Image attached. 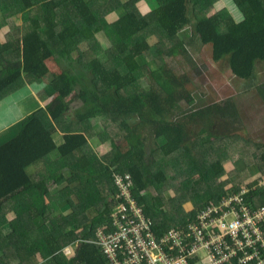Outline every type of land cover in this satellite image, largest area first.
I'll list each match as a JSON object with an SVG mask.
<instances>
[{"label": "trees", "instance_id": "1", "mask_svg": "<svg viewBox=\"0 0 264 264\" xmlns=\"http://www.w3.org/2000/svg\"><path fill=\"white\" fill-rule=\"evenodd\" d=\"M220 1L0 0V102L16 108L14 93L35 83L50 96L44 107H26L18 134L0 145V264H10L6 257L18 264H110L95 241L116 211L114 173L131 175L132 194L158 236L231 194L224 160L242 147L227 133L243 124L241 105L210 98L186 108L195 73L203 74L189 47L210 45L212 59L227 60L233 75L255 82L264 62V0H224L213 12ZM118 8L125 13L110 21ZM178 56L176 66L167 59ZM171 78L177 85L167 84ZM257 84L264 99V83ZM92 139L106 153L86 155L82 147ZM39 161L44 168L30 176ZM178 183L209 184L211 197L193 202V194V210L185 213L178 197H167ZM247 198L253 209L264 204V185ZM226 264L242 263L234 255Z\"/></svg>", "mask_w": 264, "mask_h": 264}, {"label": "built area", "instance_id": "2", "mask_svg": "<svg viewBox=\"0 0 264 264\" xmlns=\"http://www.w3.org/2000/svg\"><path fill=\"white\" fill-rule=\"evenodd\" d=\"M113 182L120 195L112 225L99 228L95 241L108 263L226 264L237 255L242 264H264V204L252 208L249 186L206 205L188 224L158 236L132 194L131 175L114 173ZM260 187L257 183L252 189ZM200 251L207 255L202 261Z\"/></svg>", "mask_w": 264, "mask_h": 264}, {"label": "rangeland", "instance_id": "3", "mask_svg": "<svg viewBox=\"0 0 264 264\" xmlns=\"http://www.w3.org/2000/svg\"><path fill=\"white\" fill-rule=\"evenodd\" d=\"M146 5L143 6V10L145 12H149L151 10V6L148 3H145ZM225 6V1L221 0L220 3H218L213 10H218ZM211 10V12H212ZM125 8H118L107 15V18L110 21H113L123 15L125 13ZM195 17H193L194 19ZM188 31H192L191 27H188ZM182 34H184V30L181 31ZM158 40L156 35L151 36L150 42L152 44L156 43ZM197 48L193 49L189 47L190 53L194 55V58L200 63L201 68L203 70V74L200 76L199 73H195V84L192 85V93L189 95L186 100L183 99L186 102V108L192 107L194 109L200 108L201 105V96H206L214 90V93L217 94L216 97H213L212 100H224V97L226 95H235L237 99V103L243 104V117L244 121L243 124L247 123L246 119H251L253 126L251 129H248V131L245 128H242L237 130V128L230 129V132L227 134L230 135V139L233 140L232 142L238 145L237 147H242L241 150H235L233 154L229 155L228 160H224L226 164H229V167L227 171H231L230 177H227V180H231L230 182H226L225 189H228L229 192H233V189H241L246 188L249 185H252L255 183V181L258 182L259 186L264 185V178H262L261 175H264V158L261 157V155L264 153V138L257 134V132L254 130L255 127H262L264 124V99H262L260 96L257 95V83L263 82L264 83V63H260V66L257 71V79L251 82H246L244 79L240 80V83L235 84L234 80H229V83L232 86L231 90L227 91V85L225 84V77L224 74L226 73L224 64L225 60L221 61H215L212 59V48L210 45H202L201 43L196 44ZM179 53H177L178 55ZM170 64L173 66H176L179 64V59H183L181 56H178L177 58H169L167 57ZM228 68V64H227ZM224 78V80H222ZM142 79V84L145 85L146 82L144 81V77ZM167 79V78H166ZM167 84H173L177 85V83L174 81V78H171V80ZM42 83H35L32 85V87L28 88L25 87L17 92L14 93L13 101L16 103H19V105L23 108H31L34 106L37 107H44L49 101L50 96L46 94V92L41 91L42 90ZM224 90V92H223ZM41 91V92H40ZM216 91V92H215ZM176 100H181L179 93H176L174 95ZM219 97V98H218ZM207 99H210L207 97ZM80 104V101L78 99H75L73 106H78ZM71 109L69 112L71 113L73 111V108L71 106ZM191 109V108H190ZM213 115L216 116L219 112L218 110L214 109L212 111ZM247 113L249 117H246ZM242 116V115H241ZM122 116L118 117V119H121ZM254 118V119H253ZM250 120V121H251ZM195 129H198L197 126H195ZM98 130H101V128L98 126ZM214 130H218V124H215ZM223 130V127L220 126L219 131ZM213 131V130H212ZM225 131H228V128L225 129ZM214 133V132H213ZM215 134V133H214ZM221 134V133H220ZM244 136V139L242 135ZM264 135V133H260ZM216 135V134H215ZM186 140H188L187 137H185ZM95 140V139H92ZM122 140V139H121ZM99 141V140H98ZM252 141V142H251ZM101 143V141H99ZM120 142V141H119ZM218 142V141H217ZM259 143H262L261 145H257ZM219 143H230V140H227L225 142H219ZM107 149L110 150L109 143L107 144ZM260 147V148H259ZM254 151L256 153H254ZM87 152L94 153V152H100V153H106V149H103L99 144L96 142L91 141L90 147L87 149ZM79 154H82L83 151H78ZM230 163H234L235 165H232ZM186 164V163H182ZM43 164H37L35 167L42 169ZM61 169L64 168V171L62 170L61 173L64 175L66 165H61ZM31 169V168H30ZM60 169V170H61ZM195 179V177H194ZM205 182V181H203ZM256 182V184H257ZM193 185V184H191ZM191 185L186 188L184 184L178 183L175 184L173 187H171L170 190L167 191V197L170 198L169 194H173L174 196L178 197L179 201H181L182 204L185 205V213L190 212L193 210L194 203L193 202H205L208 201L211 197V191H208L209 184H199L196 185L194 188L191 187ZM258 188V187H257ZM185 189H188L184 192ZM57 192V191H55ZM219 193V191H218ZM120 195V193H116L114 197H111L112 206H115L117 203L115 199H117ZM194 194L193 202L190 201V198ZM68 206L64 207L67 208ZM7 208V207H6ZM6 215H10V211L5 209ZM97 213L94 209L89 210L87 212V215L92 217L95 216ZM72 245V249L74 250ZM65 254L67 256L72 254V250L70 248H66L64 250ZM206 253L204 251H200L198 253L199 260L202 261L206 259ZM7 263L10 264H18L17 260L18 258H11L6 257L3 258ZM25 264H28L26 261ZM197 264V263H194Z\"/></svg>", "mask_w": 264, "mask_h": 264}, {"label": "crops", "instance_id": "4", "mask_svg": "<svg viewBox=\"0 0 264 264\" xmlns=\"http://www.w3.org/2000/svg\"><path fill=\"white\" fill-rule=\"evenodd\" d=\"M264 63V62H262ZM227 64H228V68H227ZM260 66V63L257 64V69L259 68ZM224 67H225V70H226V73L224 74V77L226 78L224 80V78L222 80L225 81V84L227 85V91L228 90H231L232 89V86L231 84L229 83V80H234L235 84H239L240 83V80L239 78H237L235 75H233V73L231 72V69H230V65H229V62L227 60H225V64H224ZM245 81V80H244ZM251 82V81H249ZM216 92V91H215ZM224 92V90H223ZM217 94L214 93V90H212V92L209 94L206 95V96H201V99L205 100L207 99V97L209 98H213V97H216ZM219 98V97H218ZM228 98H233L235 99L236 103H237V99H236V96L235 95H226V97H224V100L225 99H228ZM211 101V100H210ZM210 101H207V102H210ZM220 101H223V100H216L215 102H220ZM16 108H14L12 105H8L7 102L4 100V101H1L0 102V145L4 144L5 142H7L8 140L12 139L13 137H15L19 130H20V127L22 125V123L25 121V117L29 114L28 113V110L30 109H26V108H23L19 105V103H16L15 101H12L11 102ZM241 105V112L243 113V104L242 103H238ZM26 109V111L24 110ZM246 114V117H249V115L247 113ZM241 118H242V123L243 121L245 120L244 117H243V114H241ZM247 121V119H246ZM241 129V127H240ZM243 136V134H242ZM62 137V132L59 131L57 133V137H56V140L58 138H61ZM244 137V136H243ZM94 141V140H92ZM90 141H88V143L83 146L82 148L85 149V154H89V152H87V149L90 147ZM257 145H261L262 146V143H259ZM103 149H106L104 146H101ZM37 164H43L42 166V169L44 168V163L42 161H39V162H36L35 164L31 165L27 172L30 176L32 175H36L38 172H40L42 169H39V168H36L35 166ZM31 168V169H30ZM71 249V248H70Z\"/></svg>", "mask_w": 264, "mask_h": 264}, {"label": "flooded vegetation", "instance_id": "5", "mask_svg": "<svg viewBox=\"0 0 264 264\" xmlns=\"http://www.w3.org/2000/svg\"><path fill=\"white\" fill-rule=\"evenodd\" d=\"M254 119V118H253ZM251 119H247V123L245 124H241V129L245 128L247 131L248 129H251V127L253 126L252 120ZM264 126V124L262 125V127ZM254 130L257 132V134H259L260 136H262L264 138V135L260 134V133H264V128L261 129V127H255Z\"/></svg>", "mask_w": 264, "mask_h": 264}, {"label": "clouds", "instance_id": "6", "mask_svg": "<svg viewBox=\"0 0 264 264\" xmlns=\"http://www.w3.org/2000/svg\"><path fill=\"white\" fill-rule=\"evenodd\" d=\"M122 174H125V173H122ZM112 179H113V175H112ZM133 182H134V180H133ZM113 183H114V182H113ZM134 185H135V182H134ZM254 186H255V185H254ZM115 187H116V186H115ZM249 188H250V190H251V189L253 188V186H252V187H249ZM117 192H118V189H117ZM117 192H116V193H117ZM116 193H115V194H116ZM232 193H234V192H232ZM232 193H231V194H232ZM113 197H114V196H113ZM212 203H215V202H212ZM209 204H211V203H209ZM207 205H208V204H207ZM204 207H205V206H204ZM199 210H200V209H199ZM199 210H198V211H199ZM197 213H198V212H197ZM196 215H197V214H196ZM187 224H188V223H187ZM168 230H169V229H168ZM164 233H165V232H164ZM160 236H161V235H160Z\"/></svg>", "mask_w": 264, "mask_h": 264}]
</instances>
